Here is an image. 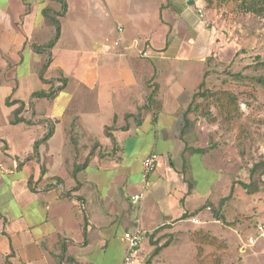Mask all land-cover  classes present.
<instances>
[{"label": "crops", "instance_id": "1", "mask_svg": "<svg viewBox=\"0 0 264 264\" xmlns=\"http://www.w3.org/2000/svg\"><path fill=\"white\" fill-rule=\"evenodd\" d=\"M65 1L44 76L67 82L48 99L33 96L52 86L34 46L54 36L45 13L61 11L62 0H0V264H95L88 255L125 244L138 221L146 238L130 264H142L157 246L152 238L172 232L217 182L198 194L194 158L206 174L217 172L208 151L194 150L206 147L188 139L192 114H184L208 62L218 59L213 11L206 0ZM155 84L157 102L145 109ZM21 103L30 122L13 123ZM115 118L120 160L95 157L73 176L70 125L109 147L105 127ZM153 152L157 168L145 178L143 161Z\"/></svg>", "mask_w": 264, "mask_h": 264}, {"label": "rangeland", "instance_id": "2", "mask_svg": "<svg viewBox=\"0 0 264 264\" xmlns=\"http://www.w3.org/2000/svg\"><path fill=\"white\" fill-rule=\"evenodd\" d=\"M212 11L218 59L208 62L204 88L234 94L240 110L226 117L212 99H197L203 108L190 116L192 135L187 137L208 149L217 172L206 174L199 157L194 158L198 194L217 182L188 218L173 222L167 228L172 232L156 241L164 245L159 257L154 259L151 252L142 264H264V239L251 242L264 216V17L238 13L232 4ZM105 252L88 258L95 264H119L121 258L126 264L124 243L117 240Z\"/></svg>", "mask_w": 264, "mask_h": 264}, {"label": "trees", "instance_id": "3", "mask_svg": "<svg viewBox=\"0 0 264 264\" xmlns=\"http://www.w3.org/2000/svg\"><path fill=\"white\" fill-rule=\"evenodd\" d=\"M232 4L235 7V10L238 13L244 14V15H251L253 17H264V0H206V7L209 9H218L221 7H225L226 5ZM62 10L59 12H54L51 14L50 10L46 11V16L50 19L51 23L55 26V32L52 39L44 44V45H36L34 46L35 50L38 52H41L45 55V60L41 69V77L46 82H52V86L49 91H38L34 93V97H47L48 99H53L66 85L67 79L60 77L58 79L60 84H55V80H48L45 78V73L47 72L48 68L50 67L51 63L53 62V48L57 42V40L60 38L61 35V21L58 18V16H63L67 9V4L65 0H62ZM238 51L236 52L237 55ZM206 76L205 75L203 81L198 86V89L193 94L191 102L188 106V108L185 111V115L187 114H194L195 111L201 110L203 108V104L198 102V98H210L219 105V107L222 110V113L226 117H234L235 113L238 112L240 109V103L238 101L237 96L234 94H231L228 91H223L219 93H214L210 91L209 89H205V82H206ZM158 85L155 84V87L153 90L148 94V104L145 105L143 108L150 109L156 102V96L158 91ZM10 103V101H8ZM23 104L21 103L19 109H17L14 113V119L12 120L13 123L18 122H30V119H26L23 115L20 116L23 108ZM206 106V104H204ZM129 117V116H128ZM115 124H116V118L110 125H106L105 127V135L110 139V146H104L100 142V140L92 135H89L85 131H79L75 127V123H72L70 127L68 128V135L70 143L73 146L74 150V157H73V163H72V170L71 173L73 176H75L79 171L87 168V166L90 165L92 160L95 157H98L100 159L105 160H120V152H121V146L116 138V136L113 133V130H115ZM54 125L49 129V131L45 134V136L38 140L35 143V149L37 150L39 143L41 141H45L54 133ZM82 139V141H80ZM89 150V153L85 156L84 151ZM197 152L205 153L208 151L207 148H197L194 149ZM264 162L261 163L263 165ZM260 164L256 165V167L261 166ZM190 185V184H189ZM246 188L249 187L247 184H243ZM191 187V185H190ZM228 198V197H227ZM226 201V198L221 199V203H224ZM189 213H185L182 218H188ZM218 219H224L222 215H218ZM199 232V231H198ZM201 233H199L200 235ZM208 234V233H206ZM198 235V236H199ZM208 236V237H207ZM204 238H206V241L213 242L214 238L212 236L206 235ZM152 245H157L154 249L152 256L158 255L164 245H158L156 241H153L152 238ZM202 252L201 245L198 248V253Z\"/></svg>", "mask_w": 264, "mask_h": 264}, {"label": "built area", "instance_id": "4", "mask_svg": "<svg viewBox=\"0 0 264 264\" xmlns=\"http://www.w3.org/2000/svg\"><path fill=\"white\" fill-rule=\"evenodd\" d=\"M122 27H118V31H121ZM147 55V52L143 53ZM158 155L156 153H150L143 161V174L144 177H149L157 168ZM144 197V193L135 194L132 199L134 203L139 204L142 202ZM192 221L194 223H199L200 220L198 218H193ZM146 238V231L138 221L137 225L131 229L124 232L122 239L126 244V252H125V262L129 264L137 259L144 240ZM264 239V216L256 223L255 225V234L251 238V242H255L256 240Z\"/></svg>", "mask_w": 264, "mask_h": 264}]
</instances>
